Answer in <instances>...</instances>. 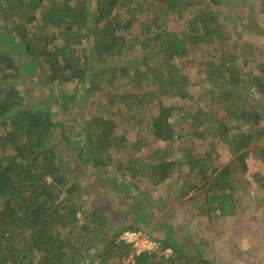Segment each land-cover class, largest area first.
Wrapping results in <instances>:
<instances>
[{
    "label": "trees",
    "instance_id": "obj_1",
    "mask_svg": "<svg viewBox=\"0 0 264 264\" xmlns=\"http://www.w3.org/2000/svg\"><path fill=\"white\" fill-rule=\"evenodd\" d=\"M90 1L0 0V264H218L192 235L180 237L177 225L159 213L177 199L187 219L213 228L240 216V198L264 190V107L249 108L247 97L215 86L209 93L216 102L177 124L181 107L165 100L194 99L183 58L232 36L213 10L185 19L192 0ZM130 2H136L134 10L149 12L137 28L116 12ZM50 26L57 31L50 33ZM233 47L220 64L208 60L205 75L213 83L222 78L227 87H254L264 99V46L247 40ZM40 72L61 114L68 113L81 85L84 99L101 89L103 78L114 85L123 78L130 87L92 100L94 110L82 129L66 132L49 103H37L17 81ZM146 106L159 109L151 121ZM124 120L132 121L135 140L119 129ZM60 139L95 172L94 180L112 179L104 188L123 195L113 216L121 223L116 232L105 210L71 183L67 162L57 153ZM219 143L231 157L226 163L214 147ZM112 150L128 153L115 158ZM254 152L260 153L256 163L249 159ZM112 166L124 181L112 178ZM151 188L164 197L161 202ZM128 229L142 231L160 247L137 254L120 239ZM35 252L39 258L33 263Z\"/></svg>",
    "mask_w": 264,
    "mask_h": 264
},
{
    "label": "rangeland",
    "instance_id": "obj_2",
    "mask_svg": "<svg viewBox=\"0 0 264 264\" xmlns=\"http://www.w3.org/2000/svg\"><path fill=\"white\" fill-rule=\"evenodd\" d=\"M150 1V0H149ZM91 3L94 1L91 0ZM194 4L190 6L189 12H185V19L193 18L195 14H198L199 10H213L217 13V23L224 24L226 29L225 34L227 36H232V39H226L225 43H213V44H203L200 46L199 50L195 54L188 55L183 58V65L185 71L189 73L191 78V92L194 96V99L183 100L179 97H171L165 100L166 105L175 104L180 106L176 112L175 121L179 124L189 112L193 114H198L200 108L205 105L214 103L212 98V92L209 93V89H212L215 86L222 88H227L228 90L239 93L249 100V108L253 107L254 109H262L264 107V99L261 95L257 93L254 87L249 89H236L235 87H227L225 80L222 78L216 79V82H211L205 75V63L208 60L214 61L216 64H220V56L226 50L227 53H232L234 51L233 44L235 41L240 43H245L247 40L254 41L260 48L264 46V0H192ZM130 5V6H129ZM136 2H130L128 5H122L119 7L116 12L121 14V18L126 21L128 19H133V27H139L140 21L149 17V12L146 10L143 13H140L139 10H134L137 6ZM144 5L146 3L144 2ZM146 9V7H145ZM183 22V21H182ZM102 22L101 24H104ZM173 26L175 28H180L178 22L173 21ZM8 25L12 26L13 21L8 20ZM95 26V25H94ZM93 26V27H94ZM34 28L31 29V31ZM57 31L55 27L50 26V33ZM37 34V30L34 31ZM132 33H128V37ZM240 35L241 39H238ZM59 42L62 39H58ZM84 45H88V41H84ZM243 58V57H241ZM239 59L242 62V59ZM178 59V58H176ZM91 62H98L96 58H90ZM248 69V67H246ZM248 76V75H247ZM17 81L25 84L24 90L30 91L33 96V99H37V103H49L51 109V114L56 121H60L65 126L66 132L72 130L78 131L83 126V122L90 116L91 110H94L92 105V100L98 98L103 93H114L118 94L120 90L130 87L127 84V80L120 78L114 83L111 84L108 80H102L101 89H96L95 92L84 99L81 95V88L84 86L81 85L77 91L78 95L74 99L71 107L69 108L68 113L61 114V108L59 102L52 96L51 86L47 88L44 87L43 82L44 78L40 72L38 76H20L17 78ZM99 81V79H98ZM88 82V81H87ZM89 83V82H88ZM67 88V84H65ZM73 84H69L68 88L72 89ZM32 90V91H31ZM222 89L216 90L217 98L222 96ZM216 102V101H215ZM146 118L147 120L154 119L159 114L158 107H145ZM121 116V115H120ZM117 117V119L120 118ZM123 121L119 127L122 132H126L127 136L136 139V130L133 129L132 121ZM60 130V129H59ZM124 130V131H123ZM61 133V131H59ZM73 138L74 134L71 132ZM56 138L59 139L58 134L56 133ZM87 139V138H86ZM55 140V138H52ZM60 148H57V153L60 154L62 159H65L68 165L69 170V179L73 185H79L83 190L84 194L91 197L93 202L97 203L105 212L112 218L111 225L114 228L113 232L118 230L120 227V221L116 220L114 214L119 213V208L122 206V194H119L117 191H107L105 187L109 186L110 179L107 177L104 178H95L93 177L94 171L90 170L88 167L85 168L84 165H81L76 156V152L64 145V142L60 139L58 143ZM256 146V145H254ZM88 147V146H87ZM214 147L217 148L218 153H220L222 160L226 163L231 157L229 156L227 150L224 148V144L219 143ZM86 149V147H85ZM84 149V150H85ZM147 149V148H146ZM205 148H198V152L204 151ZM113 157H125L128 152L125 150L115 151ZM255 158L260 156L259 152L252 153ZM87 157V152L85 153ZM249 159L252 160L250 157ZM118 162V161H116ZM254 162V161H253ZM256 163V160H255ZM256 166V165H255ZM254 166V167H255ZM253 167V166H252ZM253 167V168H254ZM113 169V166H112ZM264 171V168L262 169ZM112 178H117L120 181H124L122 173H117L116 169H113ZM98 179V180H97ZM101 180V181H100ZM131 180V177L126 178V183ZM104 185V186H103ZM158 189L151 188L153 192L152 196L156 203L161 202L164 197H161V194ZM107 191V192H106ZM131 191L133 194L138 193L136 189L132 187ZM83 195V194H80ZM264 197V190L260 187L247 191L245 195L240 198L241 204L238 203V212L240 216L233 220L231 223L223 227H210L209 223L205 221L204 223L200 222H191L187 219L184 213L175 205L177 199H175L168 208H166L160 215L165 214L177 225V233L182 238H187L192 235L193 240L198 243L202 253L209 255L213 258L218 264H264V202L262 201ZM158 215V216H160ZM112 232V228L109 229ZM148 232V231H147ZM186 249L189 253L195 252L194 246L189 243L186 245ZM32 257L33 263L39 258L38 253H34ZM125 264L127 262L125 261Z\"/></svg>",
    "mask_w": 264,
    "mask_h": 264
},
{
    "label": "built area",
    "instance_id": "obj_3",
    "mask_svg": "<svg viewBox=\"0 0 264 264\" xmlns=\"http://www.w3.org/2000/svg\"><path fill=\"white\" fill-rule=\"evenodd\" d=\"M120 239L132 244L133 249L137 254L145 251H155L160 247V243L154 241L147 234L136 229L123 231Z\"/></svg>",
    "mask_w": 264,
    "mask_h": 264
},
{
    "label": "crops",
    "instance_id": "obj_4",
    "mask_svg": "<svg viewBox=\"0 0 264 264\" xmlns=\"http://www.w3.org/2000/svg\"><path fill=\"white\" fill-rule=\"evenodd\" d=\"M250 157L254 160V155L253 154H251Z\"/></svg>",
    "mask_w": 264,
    "mask_h": 264
}]
</instances>
